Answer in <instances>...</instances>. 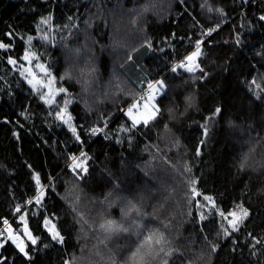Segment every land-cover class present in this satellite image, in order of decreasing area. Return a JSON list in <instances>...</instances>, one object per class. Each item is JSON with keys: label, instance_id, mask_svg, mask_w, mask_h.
<instances>
[{"label": "trees", "instance_id": "obj_1", "mask_svg": "<svg viewBox=\"0 0 264 264\" xmlns=\"http://www.w3.org/2000/svg\"><path fill=\"white\" fill-rule=\"evenodd\" d=\"M261 16L264 0H0V41L10 45L0 49V228L12 218L20 231L25 215L39 238L28 256L0 238V264H126L149 232L177 250L169 264H264ZM39 33L40 57L67 90L51 103L8 62ZM197 41L189 72L180 65ZM158 81L159 114L133 126L128 108ZM65 105L79 140L57 116ZM81 152L86 173L70 168ZM238 206L249 214L233 231ZM109 220L127 231L106 233Z\"/></svg>", "mask_w": 264, "mask_h": 264}, {"label": "snow or ice", "instance_id": "obj_2", "mask_svg": "<svg viewBox=\"0 0 264 264\" xmlns=\"http://www.w3.org/2000/svg\"><path fill=\"white\" fill-rule=\"evenodd\" d=\"M211 10L212 9L209 8V11H211ZM217 11H220L222 13L221 9H217ZM260 19L264 20V16H261ZM41 22L42 23H48V20L45 19V20H42ZM214 31H216L215 28L209 29L205 33V35H211L212 32H214ZM7 35L9 37H11L12 33H8ZM30 40H31V37H29V41ZM236 42L237 43L240 42L239 38H237ZM201 43H202V41L196 42L195 51L186 57V61L188 63H181L180 67H185L187 69V71H189V72H191L195 68L199 67L198 64H195V60L197 57H199L202 54L201 53ZM9 47H10L9 44H5L2 41H0V49L7 50ZM24 59H29V56L25 55ZM8 62L10 64L16 63V61L11 59V57H9ZM38 67H40L42 71H45L47 73V69L43 65H38ZM173 71H175V69H173ZM201 71H203V69H201ZM30 83H31V81H30ZM51 83H52V81L50 80L49 84H51ZM252 84H256V81L253 80ZM157 85H159V87H157ZM165 87H166V85L164 84L163 81H158V82H156V84H150L149 90H150V92L155 93V92H159L160 89H163ZM257 87H258V85H257ZM59 91L60 92H66L67 90L61 88ZM142 99H144V98L142 97ZM154 99H155L154 95H149L147 97V101H154ZM51 102H52L51 99H49L48 103H51ZM66 104H67V102H66ZM136 107H137V104H133L127 110V115L132 119L133 126H135L136 124L141 123V122H143V124L147 125L151 120H154L160 112V108L156 104L152 103L150 105L149 103H145L143 105L144 112L140 113L139 116H137V115L133 114V109ZM66 112H67V107L65 105V108L62 109L60 112H58L57 116H58V118H60L63 121V123L68 124L70 130L76 136V139L79 140L80 137H79V135H76V128L71 124L72 117L69 115V116H67V118H65ZM220 112H221V109L217 108V109H215L214 115H218V114H220ZM92 131H93V134H95V132L98 130L93 129ZM207 132H208V129H207V127H205L204 128V135H207ZM201 143H203V141ZM197 154H199V152ZM80 156L85 157V160H81L80 157H76V156L71 157V159L74 162L72 165V168L74 170L79 169L81 172L86 173L87 168L84 165L86 162L87 154L84 152H81ZM241 167H243V165H241ZM36 182H37V184L40 183L38 176L36 177ZM192 191H193V193H195V189H192ZM43 195H44L43 191L40 190V195H38L36 197V200H35V202L37 204L40 203L41 197ZM205 200H211V198L205 197ZM29 203H31V201H29ZM238 208H239V213L236 211L228 213V216L232 217V219H230L228 222H229V225L231 226L233 231L237 230L238 223H242L243 219L246 218L249 214L248 210L243 208L242 206H238ZM16 211L20 212V208L17 207ZM220 214L222 216L224 215V213H220ZM203 218L204 217L202 216L201 219H203ZM225 218H227V217H225ZM21 219L23 220L24 217L22 216ZM45 223L47 224V223H49V221L46 220ZM4 224L7 225L8 221L4 220ZM100 228L109 234L119 232V231H125V232L127 231V229L121 228L120 226L116 225L114 221H111V220L107 221L105 224H101ZM50 232H51L53 240H56L58 243L64 242V237L60 234L59 231L55 230L54 225H53L52 229H50ZM225 234H228L227 229H225ZM0 235H2V233H0ZM24 235L28 237V239L31 241V244L35 245L37 243L38 238L33 237L31 235V233L28 231L27 227H25V229H24ZM9 237L12 239L13 243H16V246L19 249V251L22 254H24L25 256H28V252L26 251L27 246L23 243V241L20 240V242L17 243V240L19 239V237L12 235L10 230H9ZM107 238H109V237H106V239ZM101 243H103V241ZM168 243H169V241L167 240V238L165 237V235L162 232H149L147 235H144L141 240H139V242L136 244L135 249L130 252V255L128 257V260L126 261V264H152V262L156 261L158 258L160 260V264H169V261H168V259H166V257H170L173 254V252L177 251V250L171 249V248H166L165 246ZM2 246L3 245L0 244V247H2ZM212 250L215 251L216 246H213ZM109 259L111 260V264H116L114 259H112L111 257H109Z\"/></svg>", "mask_w": 264, "mask_h": 264}, {"label": "rangeland", "instance_id": "obj_3", "mask_svg": "<svg viewBox=\"0 0 264 264\" xmlns=\"http://www.w3.org/2000/svg\"><path fill=\"white\" fill-rule=\"evenodd\" d=\"M47 18V17H46ZM76 25V24H75ZM29 50H27V52L23 55L22 57V60L21 61H18V60H15L16 63L15 64H12L16 70H18L23 76H25L29 82L31 81V84L37 88L39 86H42L45 88V96H46V99H51V100H56L57 98V95L59 94V90L61 89L60 87H58V85L56 84V76L54 74V72L51 70V68L48 66L47 64V61H43L40 57V54H39V49L42 47V44L46 42V37L42 34V33H39L38 35H36L35 37H31V40L29 41ZM32 44V45H31ZM52 46H54V44H52ZM195 51V50H194ZM193 51V52H194ZM25 55H28L29 56V59H24ZM190 55V54H189ZM198 58H196L195 60V64H198ZM14 60V59H13ZM188 63V62H187ZM38 65H43L46 69H47V73L45 71H42L40 67H38ZM196 69V68H195ZM50 74V75H49ZM52 81L51 84H49V81ZM159 85H157L158 87ZM160 94V91L159 92H155L151 95H154L155 96V99L156 97ZM155 99L154 101H147V99L143 100L142 102H138L136 103L137 104V107L133 109V114L134 115H137L139 116L140 113H143L144 112V107L143 105L145 103H149L150 105L152 103L156 104L155 102ZM157 105V104H156ZM68 115H66L67 117ZM129 117V116H128ZM211 118V119H210ZM130 120H132L130 117H129ZM218 121H219V115H214V114H211L209 117H208V120H207V125L209 128L211 127H214L218 124ZM73 160H72V163L70 165V168L72 170H74L72 168V165H73ZM195 195H198L197 192L194 193ZM208 197V196H207ZM210 197V196H209ZM211 198V197H210ZM213 204V200L211 198V200H206V202L203 204V210H206L208 208H210V205ZM21 211V209H20ZM239 213V211H236ZM201 214H205L204 211H201ZM22 217V216H21ZM21 217H19V221H22L23 225L20 227V233L18 235H14L13 233H11L12 235L14 236H18L19 239L17 240V243L20 242V240L23 241V243L27 246V242H31L27 236L24 235V229L25 227H27L28 231L31 233V235L33 237H36L32 231L30 230L29 226H28V223H27V219H26V216L23 215L24 219L22 220ZM232 219V217H231ZM49 221V223H45V221ZM241 223H238L237 227L240 226ZM53 225L55 226V230H57L56 228V225L55 223L53 222V220L49 217H47L45 220H44V226L45 228H47V230L50 232V229H52ZM51 233V232H50ZM38 238V237H36ZM39 241V238L37 239V242ZM26 251H27V247H26Z\"/></svg>", "mask_w": 264, "mask_h": 264}, {"label": "built area", "instance_id": "obj_4", "mask_svg": "<svg viewBox=\"0 0 264 264\" xmlns=\"http://www.w3.org/2000/svg\"><path fill=\"white\" fill-rule=\"evenodd\" d=\"M143 94L144 95H150L151 93H150L149 90H144L142 95ZM7 221H8V224L7 225L3 224V226L0 228V233H2V235H0L1 239L9 236V230L14 235H18L19 234L18 230L12 228V224H11L12 223V218L7 219Z\"/></svg>", "mask_w": 264, "mask_h": 264}]
</instances>
